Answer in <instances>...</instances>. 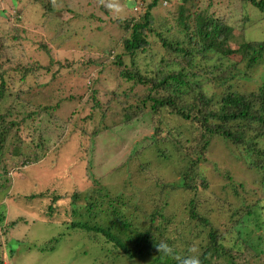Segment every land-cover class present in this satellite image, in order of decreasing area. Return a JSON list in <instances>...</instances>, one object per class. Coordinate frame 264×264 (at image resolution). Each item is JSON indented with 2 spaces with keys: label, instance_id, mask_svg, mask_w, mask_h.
I'll use <instances>...</instances> for the list:
<instances>
[{
  "label": "rangeland",
  "instance_id": "obj_1",
  "mask_svg": "<svg viewBox=\"0 0 264 264\" xmlns=\"http://www.w3.org/2000/svg\"><path fill=\"white\" fill-rule=\"evenodd\" d=\"M138 1L121 0L126 12L119 20L123 22L138 15L144 9V4L139 3L134 10ZM229 1L227 10L229 13V8L235 10L236 25H240V15L244 16L242 10H245L252 23L248 36L264 37L263 23L257 19L262 12L249 2ZM178 2L164 0L153 10L156 32L163 27L161 24L174 23L171 16L165 17L172 11L167 8ZM15 12L19 14L16 17H21L20 22H14ZM116 20L98 0H58L55 4L44 0H0V74L3 73L7 88L5 102L15 106L21 93L25 100L31 99L49 112L41 114L42 119H24L3 135L7 141L0 169L5 166L9 171L6 181L0 178L3 184L0 189L9 187L2 201V211L7 216L0 225V264H138L122 257L114 259L111 251L102 250L99 238L93 240L79 231L82 229L75 225L78 217L69 213L77 191L94 193L105 187L111 193L140 191L144 204L153 203L154 194L156 201L163 198L158 181L176 180L172 164H182L174 163L178 160L175 153L173 162H169L156 152L144 149L151 143L153 121L148 126V119L133 117L124 123L125 111L116 101L108 104L111 98L105 85L93 83L103 94L92 99L91 73L104 82L108 78L116 80L120 85L118 91L125 89L128 81L120 75L117 77L118 65L107 62L109 48L118 45L124 34L123 23ZM57 29L64 31L57 35ZM66 31L69 38L64 40ZM151 47L157 55L165 53L161 44L152 41ZM229 58L243 68L239 54ZM137 62L134 68L139 66ZM29 64H38L37 69L28 72L9 69L16 65L28 68ZM263 74L264 60L249 71L240 89L253 90ZM210 78L213 76L201 74L194 82H202L209 93L220 94V88ZM97 102L99 107H95ZM164 116L161 127L166 125L172 131H182L189 141L185 147L191 151L194 131L191 124ZM0 130H3L1 123ZM39 135L43 139L41 144ZM16 145H20V152L27 158L12 154ZM199 152L202 157L197 165L208 181L207 189L199 184L203 189L197 197L199 211L224 237V249L234 262L264 264L263 258L253 255L251 247L238 238L233 240L232 230L236 222L234 208L244 210L255 205L264 192L262 182L250 173L247 163L241 160V152L221 136H214L211 144ZM29 156L32 162L27 161ZM143 167L150 170L148 174ZM77 202L80 206L85 204L81 198ZM178 204L179 207L170 204L166 212L185 218L183 214L187 215L188 210L184 202ZM179 220L174 218L178 226ZM190 224L191 228L187 222L180 226L187 241L191 240V244L196 241V245L207 241L206 229L196 236L191 234L194 220ZM177 244L181 245L179 241ZM9 247L14 251L12 255ZM212 264H227V259L223 257Z\"/></svg>",
  "mask_w": 264,
  "mask_h": 264
},
{
  "label": "trees",
  "instance_id": "obj_2",
  "mask_svg": "<svg viewBox=\"0 0 264 264\" xmlns=\"http://www.w3.org/2000/svg\"><path fill=\"white\" fill-rule=\"evenodd\" d=\"M52 1L44 0V3ZM163 1L139 0L135 6L143 3L144 9L138 15L130 16L123 22L116 20L117 23H123L124 34L118 45L109 48L107 62L119 66L117 77L120 75L128 79L125 89L118 91L120 85L116 80L108 78L104 82L101 77L91 73L89 90L93 93L92 99H95L103 92L94 87L93 83L96 81L105 85L108 88L107 95L111 98L108 104L116 101L125 111L124 123L133 117H139L148 119L146 121L149 126L152 120L154 128L149 135L151 143L144 149L153 154L156 152L169 162H173L172 154L175 153L178 160L174 163L182 162L180 166L172 164L178 178L172 181L160 179L157 184L158 188L161 187L159 192L163 198L156 201L154 194L151 205L144 204L140 191L132 193L123 190L120 193H111L105 186L94 193L88 190L77 191L69 213L78 217L79 221L75 225L82 229L79 231L93 240L99 238L102 250L111 251L114 259L122 257L138 264H177L172 257L158 253L155 246L162 241L167 242L176 254L187 255V249L196 244V241H192V244L191 240L187 241L180 226L187 222L191 228L190 222L194 220L191 234L199 236L204 229L207 232V241L198 243L201 264H212V261L221 260L223 257L227 259V264H241L234 262L230 254H227L224 237L198 209L197 197L204 188H208V181L197 163L202 157L199 151L207 148L214 136H221L241 152V160L247 163L250 173L258 176L264 186V74L253 90L240 89L242 81L247 80L249 71L254 70L264 60V37L248 36L252 23L249 21L250 14L245 10L241 9L244 16L240 15L241 23L236 25L238 21H234L235 10L229 8L230 13L227 10L229 0H179L176 4L172 3V8H167L172 11L165 18L171 16L174 23L161 24L163 27L156 32L153 10L162 5ZM240 2H249L262 12L257 19L263 23V31L264 0ZM222 5L226 8L222 9ZM103 9L107 12L104 7ZM17 15V12L13 14L14 22H20L21 17H16ZM63 31L57 29L56 34L61 35ZM63 37L64 40L69 38L67 31ZM152 41L161 44L165 53H154L151 49ZM238 54L241 56L240 65L243 68L229 58ZM227 60L230 61L226 63ZM136 61L139 66L134 68ZM37 65L29 64L27 69L16 65L9 69L16 72L18 68L22 72H28L29 69L36 70ZM201 74L213 76L210 82L220 88V94L209 93L203 88L202 82H194ZM6 89L2 73L0 123L3 130H0V161L5 158L7 140L3 135L8 128L21 124L24 119H42L39 117L41 114L49 113L45 106L31 99L25 100L21 93L16 105H9V102H5L8 96ZM95 107H99L98 102ZM164 115H169L181 123L191 124L194 128L191 151L185 147L189 141L182 131H172L166 125L161 127L165 123ZM38 132L41 133L42 130ZM41 138L39 135L40 144L43 141ZM18 146L14 147L12 154L21 159L27 158ZM31 159L33 158L29 156L27 161ZM1 167L0 178L6 181L9 169ZM143 170L147 174L150 171L146 167ZM1 185L3 184L0 183ZM238 186L243 188L242 183ZM8 187L3 186L0 189V225L7 216L2 211V201L3 196H7L3 193ZM235 196L238 197L236 194ZM80 198L85 200L83 206L77 202ZM183 202L188 210L187 215L183 214L185 218L177 213L166 212L170 204H177L179 207L178 203ZM233 215L236 216V222L232 225L233 233L235 232L233 240L238 238L241 243L251 247L254 256L264 259V192L255 205L244 210L235 207ZM176 217L180 218L179 226L174 222ZM9 251L11 255L14 253L10 247Z\"/></svg>",
  "mask_w": 264,
  "mask_h": 264
},
{
  "label": "clouds",
  "instance_id": "obj_3",
  "mask_svg": "<svg viewBox=\"0 0 264 264\" xmlns=\"http://www.w3.org/2000/svg\"><path fill=\"white\" fill-rule=\"evenodd\" d=\"M55 4V0H53ZM99 5L103 6L114 19H122L126 12L125 4L121 3V0H98ZM138 6L134 8L137 10ZM241 14V13H240ZM158 253H162L164 256L172 257L177 261V264H201L200 262V250L196 244H193L187 249V255L180 256L175 253L174 248L167 242H161L155 246Z\"/></svg>",
  "mask_w": 264,
  "mask_h": 264
}]
</instances>
